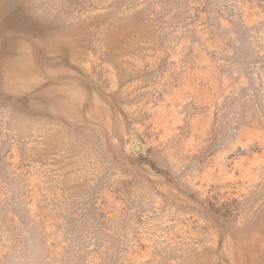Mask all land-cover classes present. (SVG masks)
I'll return each mask as SVG.
<instances>
[{"label":"rangeland","instance_id":"rangeland-1","mask_svg":"<svg viewBox=\"0 0 264 264\" xmlns=\"http://www.w3.org/2000/svg\"><path fill=\"white\" fill-rule=\"evenodd\" d=\"M0 264H264V0H0Z\"/></svg>","mask_w":264,"mask_h":264},{"label":"water","instance_id":"water-1","mask_svg":"<svg viewBox=\"0 0 264 264\" xmlns=\"http://www.w3.org/2000/svg\"><path fill=\"white\" fill-rule=\"evenodd\" d=\"M135 148H138V146L136 145Z\"/></svg>","mask_w":264,"mask_h":264}]
</instances>
